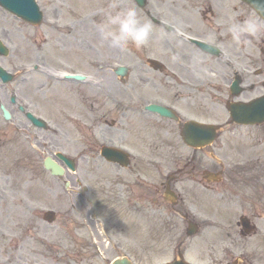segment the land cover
<instances>
[{"label": "rangeland", "instance_id": "374dc122", "mask_svg": "<svg viewBox=\"0 0 264 264\" xmlns=\"http://www.w3.org/2000/svg\"><path fill=\"white\" fill-rule=\"evenodd\" d=\"M147 1L146 10L150 14L140 9L133 0H55L56 9L52 8V0H39L45 11V20L36 27L21 24L10 14H0V25L9 31V40L18 48L22 36H28L36 41L43 59H51L61 70H83L91 78L84 85H75L73 81L55 84L54 91L41 90L39 83L33 86L31 93H40L42 97L34 100L38 103L36 106L40 115L50 123L49 131L31 127L29 123L23 128L16 123L21 119L18 116L10 123H0V191L5 195L0 196V264H111L121 255L128 256L135 264H154L157 257H166L167 261H171L182 254L186 259V254L193 249L199 252L203 264H264V141L255 151L243 150L242 154L249 153V156L245 158L241 154L244 159H239L232 157L227 148L230 134L225 130L211 149L216 158L197 159L196 166L200 162L201 166L209 169L228 168L232 170L227 171L229 176L235 175L234 172L246 174L245 181L237 189L239 198L225 195L221 197L222 201H217L215 195L205 194L199 186L191 191L194 205L175 207L169 204L162 215H146L137 209L121 208L120 215L109 218L108 225L112 229L115 224L116 230L115 234L112 233L111 243L103 242V257L101 254L100 258L97 257L98 254L89 247L91 231L99 235L97 222L101 224L105 218L108 223V211L101 206L100 193L103 187L101 180L103 183L104 176L109 177L111 172L101 160L100 149L113 142L112 137L116 133L113 126L120 116V109L112 97L114 92L117 96L133 92L128 85L114 88L117 78H113L110 67L117 63L130 64L139 56L137 48L131 44L126 50L111 47L109 41L103 40L96 25L110 13L134 7L141 22H151L153 32L157 34L150 40L152 54L156 57H170L160 43L168 33L153 22L151 15L172 25L185 23L193 25L198 31H205L201 27L204 24L197 20L192 23L187 21L185 9L193 5L186 4L185 0ZM88 3L89 6L84 7ZM196 7L206 8L205 5ZM224 11L223 20L227 22V11ZM208 17L214 20V17ZM79 23H84V26ZM81 33V38L77 39ZM229 44L234 49V43ZM71 45L78 52L70 50ZM177 49H180L178 45ZM32 50L33 47H29L26 55ZM17 53L18 50L16 53L11 51L5 57L6 61L15 63ZM58 79L62 80V77ZM126 80L129 83L130 76ZM32 85L33 82L26 87ZM101 85L112 94L109 96L106 92L93 90ZM45 92L46 95L42 94ZM70 93L73 95L71 98ZM231 140L235 142L236 138ZM57 151H63L77 161V172H66L64 180L51 176L42 165L46 156ZM137 162L139 166L143 165L144 170L151 168L146 160L137 159ZM184 163L186 168L193 166V162L186 158ZM152 174L157 176L154 170ZM76 178H81L82 184L89 188L84 195L76 193L81 191ZM66 179L73 181V186L77 188L75 193L65 190L63 184ZM226 183L221 180L216 188L221 189ZM241 199L245 202L238 203L237 208L227 202ZM49 209L57 213L53 225L42 218ZM184 210L191 212L190 219L197 217L194 221L201 228L191 240L182 232L186 221L173 214V211ZM137 213L139 217L136 218ZM240 213L256 223L255 233L242 237L236 225L235 228L230 226L229 219L238 221ZM91 215H95L96 220L91 219ZM168 215L170 219H167ZM125 220L134 221V225L126 224ZM121 222L124 223L122 226L127 225L126 231L120 228Z\"/></svg>", "mask_w": 264, "mask_h": 264}, {"label": "flooded vegetation", "instance_id": "af4514ba", "mask_svg": "<svg viewBox=\"0 0 264 264\" xmlns=\"http://www.w3.org/2000/svg\"><path fill=\"white\" fill-rule=\"evenodd\" d=\"M257 22L263 25L260 21ZM9 37L10 35L8 31L0 25V38L8 39ZM248 39L249 43L247 45L240 44L238 46V44L235 43L233 50L232 48L228 49L231 53L235 51L236 58L234 57L233 59H230L228 62H226V70H223L220 75L216 72L217 64L214 63V59L206 57L207 55L204 54L205 56H200L197 61L198 71L195 72V78L192 79L178 77L176 83H174L173 81H169L167 78L170 75L166 76L167 80L162 82L168 87L166 88V93L164 94V101L168 106H174L175 108L178 107L177 110L179 111V116L181 118L179 120L163 118L147 123L150 126H148L149 128L153 126V123H165L164 126H160L158 134L161 136L166 145V157L170 154L172 156L185 155L186 157H183L194 161L195 165L197 159L202 160L209 157L211 158V152L209 154H204L203 151H199V149H192L189 153H181L179 148H175V145H173V143L178 139V136L183 128L182 123L185 124V121L187 120L186 116L193 118L202 117L203 120H200V118L198 120L204 121L206 123H237V120H235L228 112L230 107L238 108L236 104L239 103L242 104L243 109L245 108V111L247 112H253L256 114L264 113V32L260 33L256 37H249ZM25 59L26 58L24 56L21 57L18 64L20 71L23 73H25V70L28 68ZM1 65L2 67L9 68L7 67L9 66V63L4 61V59L1 61ZM140 80L146 83L148 81H153V78L141 73ZM233 81H238L239 83L240 89H236L237 93L231 89ZM24 82L26 83V81ZM141 96H143L144 99L146 97L144 94H137L136 97L141 99ZM4 102H7V98L1 91L0 106L4 105ZM256 102H258V104H254ZM223 106L225 107L226 113H228V118L226 120H218V114L216 113ZM259 110H261V113ZM121 122H123L122 119ZM16 123H26V121L19 120ZM259 123H264V121ZM135 126L136 123H119L113 140L122 145L125 143H127V145L128 143L131 144L130 139L133 131L131 128H135ZM234 128H236L237 132L246 134L247 138L253 142L252 144H260L262 141H264V124L244 126L243 128L239 126L234 127L232 125V129ZM170 143H172L173 146H171ZM165 148L163 147V149ZM155 149H158V147ZM150 154L152 157V159H150L151 163L154 162V155L159 160H161L163 156V152L152 151ZM136 167L137 162L135 161L131 171H136V169H133ZM121 169L122 167L113 168V179L106 180L105 183H107L108 189L106 188L103 191V201L110 203L115 192H117L115 182L119 184L124 181V178L121 174ZM166 170L167 169H160L161 177L164 176V171ZM208 172L213 171H207L200 167L197 168L196 166L189 169L177 168L175 174L170 175L167 173V175L172 179L171 182H165L164 180L156 182L154 179H150L152 178L151 174H147L146 172L145 174H147V180H145V194L141 195V193L137 194L135 191H131L132 194L128 195V198L117 194L115 195V198H113V201L116 203L125 202L130 206L140 205V207L152 209H154V207L151 205L157 203L159 204L157 208H167L168 205L164 204V201H162L163 197H165L168 201V195H165L164 190L168 192L172 187L175 188L178 185L181 186L182 184H186L185 188H182L186 194L190 190L189 188L193 186V182L201 184V181H203L202 177L204 176L206 180H210L211 177H209ZM135 174L137 175V173ZM240 174L241 172H235V175L237 176ZM235 175L231 176V179H229L231 183H229V187L228 184L226 187V194L230 196V198H239V193L238 191L236 192V190L239 188L237 185L239 184L240 180L237 179ZM111 181H115L114 189H109ZM241 181L244 182V178ZM154 183H156L155 190L153 186ZM154 193H156V195H153ZM184 197L185 196L182 195L181 199H179L181 205L186 204ZM229 202L230 204H242V202L245 201H242L241 199L238 201L230 200Z\"/></svg>", "mask_w": 264, "mask_h": 264}, {"label": "clouds", "instance_id": "9594fccd", "mask_svg": "<svg viewBox=\"0 0 264 264\" xmlns=\"http://www.w3.org/2000/svg\"><path fill=\"white\" fill-rule=\"evenodd\" d=\"M254 3L257 11L264 14V0H254ZM96 28L103 40L109 41L111 47L120 50H126L130 44L137 49L147 47L153 32L151 22H141L134 7L108 14L103 22L96 25ZM228 32L233 42L247 45L249 37H256L264 32V25L254 18H248L243 23H232ZM214 44V38H210L209 46ZM186 260L188 264H203L199 252L194 249L186 254ZM166 261V257L154 258V264H166Z\"/></svg>", "mask_w": 264, "mask_h": 264}, {"label": "water", "instance_id": "95a60500", "mask_svg": "<svg viewBox=\"0 0 264 264\" xmlns=\"http://www.w3.org/2000/svg\"><path fill=\"white\" fill-rule=\"evenodd\" d=\"M142 0H138V2H141ZM46 165H53V169L54 170H59V168L56 166V164H54V162L53 161H51V160H48V163L46 164ZM115 264H127V262H125L124 260L123 261H119V262H117V263H115ZM171 264H185V263H182V262H174V263H171Z\"/></svg>", "mask_w": 264, "mask_h": 264}]
</instances>
